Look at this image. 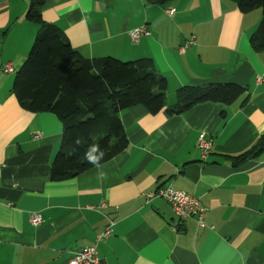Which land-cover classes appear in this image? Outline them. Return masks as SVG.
<instances>
[{
	"label": "crops",
	"instance_id": "0c3cea01",
	"mask_svg": "<svg viewBox=\"0 0 264 264\" xmlns=\"http://www.w3.org/2000/svg\"><path fill=\"white\" fill-rule=\"evenodd\" d=\"M29 3L0 0V264H68L91 244L100 264H264V151L233 162L264 133V50L249 44L261 11L241 13L230 0H44L43 19L83 57H151L171 105L182 85L232 82L248 90L244 103L203 102L169 116L131 106L120 113L125 149L101 170L52 181L61 122L25 111L11 92L37 31L25 18ZM138 26L150 34L133 41ZM191 36L195 43L181 52ZM5 65L13 70L3 72ZM201 132L212 141L205 160ZM165 186L198 197L204 225L178 220L165 199L145 196ZM112 220L111 233L96 242Z\"/></svg>",
	"mask_w": 264,
	"mask_h": 264
},
{
	"label": "trees",
	"instance_id": "16d2710c",
	"mask_svg": "<svg viewBox=\"0 0 264 264\" xmlns=\"http://www.w3.org/2000/svg\"><path fill=\"white\" fill-rule=\"evenodd\" d=\"M166 4L174 0H147ZM241 13L260 9L261 18L249 36L255 52L264 50V0H230ZM44 0H30L25 18L37 25L31 47L14 73L11 92L25 111L54 114L62 138L50 163V180L75 177L94 165L84 159L87 148L98 144L105 153L100 163L128 145L121 111L142 105L150 114H180L203 102L229 105L247 100L248 90L232 82L182 85L175 102H165L167 81L151 57L122 61L111 56L83 57L57 24L41 14ZM224 113L222 112V115ZM82 144L76 145L75 139ZM264 151V133L247 151L233 157L235 165Z\"/></svg>",
	"mask_w": 264,
	"mask_h": 264
},
{
	"label": "built area",
	"instance_id": "2783aa9c",
	"mask_svg": "<svg viewBox=\"0 0 264 264\" xmlns=\"http://www.w3.org/2000/svg\"><path fill=\"white\" fill-rule=\"evenodd\" d=\"M166 12L171 15L174 8L166 9ZM150 32L145 26H138L129 32V36L133 41L138 40L142 35H149ZM195 43L194 36L186 39L180 46V51L183 52L192 44ZM13 69L10 65H5L2 68L3 72H11ZM197 146L200 152L201 159L205 160L211 152L212 141L206 137L205 132H201L198 136ZM149 198L160 197L165 199L172 208L174 215L178 220L187 217H196L200 225H204V218L206 216L207 208L202 204L200 199L192 196L184 191L175 190L171 186L160 187L155 191H150L145 194ZM105 204L101 203L103 207ZM42 218L40 214H32L31 222L34 225L41 223ZM114 221H109L106 227L96 235V242L106 238L112 231ZM68 264H100V258L97 255L96 245L91 244L74 252L68 261Z\"/></svg>",
	"mask_w": 264,
	"mask_h": 264
},
{
	"label": "clouds",
	"instance_id": "9594fccd",
	"mask_svg": "<svg viewBox=\"0 0 264 264\" xmlns=\"http://www.w3.org/2000/svg\"><path fill=\"white\" fill-rule=\"evenodd\" d=\"M74 143L76 145H81L82 140L77 138V139H75ZM104 155H105V153L103 152V150L100 149L98 144H92L85 151L84 159L88 163L94 165L98 170H101L102 165H101L100 161L103 159ZM99 175L103 176L104 175L103 171H99Z\"/></svg>",
	"mask_w": 264,
	"mask_h": 264
},
{
	"label": "rangeland",
	"instance_id": "374dc122",
	"mask_svg": "<svg viewBox=\"0 0 264 264\" xmlns=\"http://www.w3.org/2000/svg\"><path fill=\"white\" fill-rule=\"evenodd\" d=\"M260 10V9H259ZM34 38H35V36H34ZM33 41H34V39H33ZM193 46V45H192ZM188 50H190V47H189V49ZM13 78H14V73H13ZM168 90H166V92H167ZM170 93V92H169ZM168 95V99L165 97V102H166V105H171V104H169L170 102H172L171 101V95L173 96V94H167ZM166 95V96H167Z\"/></svg>",
	"mask_w": 264,
	"mask_h": 264
}]
</instances>
